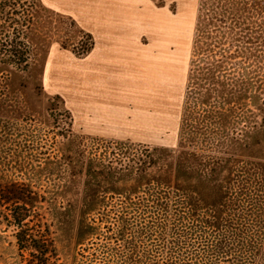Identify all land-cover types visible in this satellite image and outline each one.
I'll return each instance as SVG.
<instances>
[{
    "label": "rangeland",
    "instance_id": "rangeland-1",
    "mask_svg": "<svg viewBox=\"0 0 264 264\" xmlns=\"http://www.w3.org/2000/svg\"><path fill=\"white\" fill-rule=\"evenodd\" d=\"M9 9L0 197L48 264H264V0H35L27 66ZM9 201L0 264H38Z\"/></svg>",
    "mask_w": 264,
    "mask_h": 264
},
{
    "label": "trees",
    "instance_id": "trees-1",
    "mask_svg": "<svg viewBox=\"0 0 264 264\" xmlns=\"http://www.w3.org/2000/svg\"><path fill=\"white\" fill-rule=\"evenodd\" d=\"M1 1L3 3L0 4V10L2 9L5 12V10L10 8L13 10L11 12H15L16 14L19 12L22 17V21L18 22L19 24L17 25L7 24L1 27V33L4 34V37L9 38L13 36V42L19 39L18 43L13 45L7 52L8 54H6L9 56V60L16 65L27 66L30 61L31 50L28 46L26 29L31 26L33 21L35 0H25L21 5L23 9L20 11H16L15 9L16 0ZM7 7L8 9H6ZM11 12L7 11L8 15ZM3 27L7 30L2 31ZM1 58H5V56ZM3 189L1 197L11 200L9 201L10 221L16 227L15 237L19 250H31L29 254L35 258L38 264H48L51 256L56 253L55 248L51 245L52 239H50L48 227L43 226L41 223L29 224L31 222V210L30 205L24 200L25 191L22 187L15 189V186L11 185ZM13 192H16L15 195Z\"/></svg>",
    "mask_w": 264,
    "mask_h": 264
}]
</instances>
